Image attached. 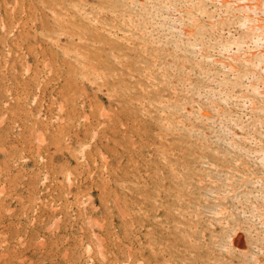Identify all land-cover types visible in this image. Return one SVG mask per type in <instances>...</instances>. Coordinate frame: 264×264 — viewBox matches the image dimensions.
Returning <instances> with one entry per match:
<instances>
[{
    "label": "rangeland",
    "instance_id": "1",
    "mask_svg": "<svg viewBox=\"0 0 264 264\" xmlns=\"http://www.w3.org/2000/svg\"><path fill=\"white\" fill-rule=\"evenodd\" d=\"M176 1L0 0V264H264V115L224 67L243 30L213 0Z\"/></svg>",
    "mask_w": 264,
    "mask_h": 264
},
{
    "label": "bare ground",
    "instance_id": "2",
    "mask_svg": "<svg viewBox=\"0 0 264 264\" xmlns=\"http://www.w3.org/2000/svg\"><path fill=\"white\" fill-rule=\"evenodd\" d=\"M142 1H144V0H141V2ZM168 1V0H167ZM174 1V0H173ZM213 1H215V2H217L219 5H220V7H222L223 9H225L226 11H228V12H230L231 13V15L234 17V18H236V19H238V21H239V23H238V26H239V24L241 25V28H242V30H243V35L241 36V37H239V39H237L236 41L234 40L233 42H236L237 44L238 43H240L241 45H239V46H242V45H244L245 43H247L246 44V47L245 48H242V47H239L238 48V51L236 50V52H234V54L231 56V57H229V58H227V60L225 61V65L226 66H224V67H227L228 68V70L229 71H232L231 73L233 74V77H234V79H238V77L237 76H240L241 78H246L247 80L249 79V83H248V85L246 86V89L248 90V89H250V91H251V94L252 95H250V99L252 98L253 99V104H251V113L253 114V117H255V119H254V121H256L258 124L260 123V122H258V120L257 119H259V117L257 116V114L259 115V114H262V115H264V0H213ZM150 2H151V0H150ZM154 2V1H153ZM175 2H177L176 0H175ZM193 2V1H192ZM194 2H196V1H194ZM200 2H202V0L200 1ZM200 2H199V4H200ZM208 2V1H207ZM145 5H146V2H143ZM143 3L141 4L140 3V5H142L143 6ZM198 3V2H197ZM211 3H213L212 1H211ZM151 4V3H150ZM156 4V3H155ZM154 4V5H155ZM159 4H160V2H159ZM159 4H158V7H159ZM202 4H204V3H202ZM153 5V4H152ZM153 5V6H154ZM191 5V4H190ZM197 5V4H196ZM207 5V4H206ZM188 6V5H187ZM145 7V6H144ZM155 7V6H154ZM157 7V6H156ZM163 7V6H162ZM171 7V6H170ZM181 7V6H180ZM197 7H199V6H197ZM208 7V6H207ZM207 7H205L204 9H206ZM211 7V6H210ZM148 8V6L146 7V10H148L147 9ZM178 8V7H177ZM191 8V7H190ZM214 9H215V7H213ZM143 9H145V8H143ZM155 9V8H154ZM193 9V8H192ZM217 9V8H216ZM139 10V9H138ZM170 10V9H169ZM175 10V9H174ZM210 10V9H209ZM213 10V9H212ZM190 11V10H189ZM203 11V10H202ZM223 11V10H222ZM186 12V11H185ZM200 12V11H199ZM220 12V11H219ZM154 13H155V11H154ZM169 13V12H168ZM196 13V12H195ZM201 13V12H200ZM159 14H161V12L159 13ZM187 14V13H186ZM191 14V13H190ZM228 14V13H227ZM188 16H190L189 14L187 15V17ZM193 16V15H192ZM200 16V15H199ZM205 16H206V12H205ZM194 17H196L197 18V16H196V14L194 15ZM194 17H193V19H194ZM207 17V16H206ZM215 17V16H214ZM232 17V18H233ZM165 18V17H164ZM233 18V19H234ZM220 19H223V18H220ZM205 20V19H204ZM219 20V19H218ZM235 20V19H234ZM233 20V22H235ZM189 21V20H188ZM191 21V20H190ZM206 21V20H205ZM174 22V21H173ZM207 22V21H206ZM214 22V21H213ZM221 22V21H220ZM159 23V22H158ZM197 23H198V21H197ZM196 23V24H197ZM179 24V23H178ZM188 24V23H187ZM194 24H195V22H194ZM221 24V23H220ZM163 25V24H162ZM198 25V24H197ZM224 25V24H223ZM233 25V24H232ZM236 25V24H235ZM199 26V25H198ZM198 26H197V28H198ZM201 26V25H200ZM199 26V27H200ZM202 27V26H201ZM200 27V28H201ZM205 27V26H204ZM207 27V26H206ZM226 27V26H225ZM229 27H230V29H231V26L229 25ZM234 27V26H233ZM182 28V27H181ZM190 28H192V27H190ZM197 28H196V31H197ZM215 28H216V26H215ZM227 28V27H226ZM202 29V28H201ZM204 29V28H203ZM202 29V30H203ZM229 29V30H230ZM238 29V28H237ZM147 30V29H146ZM186 30V29H185ZM184 30V33L182 34V37H184V39H190V37L193 35V33L189 30V29H187L186 31ZM201 30V31H202ZM234 30H235V28H234ZM238 30H240V29H238ZM199 31V30H198ZM222 31V30H221ZM143 32V31H142ZM142 32H140V33H142ZM145 32V31H144ZM203 32V31H202ZM225 32V31H224ZM224 32H223V34H224ZM239 32V31H238ZM213 33V32H212ZM232 34V33H231ZM241 34V33H240ZM181 35V34H180ZM197 35V34H196ZM203 35V34H202ZM228 35V34H227ZM238 35V34H237ZM219 36V35H218ZM221 36V38H222V35H220ZM234 36H235V34H234ZM207 37V36H206ZM214 37V36H213ZM201 38V37H200ZM220 38V39H221ZM235 38V37H234ZM219 39V38H218ZM223 39V38H222ZM231 39V38H230ZM216 40V39H215ZM183 42H184V40H182ZM228 41V40H227ZM232 41V40H231ZM189 42V41H188ZM202 42H204V41H202ZM202 42H201V44H202ZM212 42V41H211ZM221 42V41H220ZM165 43V42H164ZM199 43V42H198ZM174 44V43H173ZM184 44V43H183ZM224 44V43H223ZM181 45V44H180ZM179 45V46H180ZM199 45V44H198ZM203 45V44H202ZM205 45V44H204ZM175 46H177V44L175 45ZM187 46V45H186ZM178 47V46H177ZM179 48V47H178ZM235 48V47H234ZM225 49H226V47H225ZM225 49H224V51H225ZM198 50V49H197ZM215 50V49H214ZM226 50H228V49H226ZM229 50H231V49H229ZM205 51V50H204ZM235 51V50H234ZM182 52V51H181ZM187 52V51H186ZM195 52V51H194ZM221 52H222V50H221ZM153 53H155V52H153ZM185 53V52H184ZM176 54V53H175ZM183 54V53H182ZM204 54H205V52H204ZM206 55V54H205ZM204 58V56L201 58V59H203ZM156 59V58H155ZM178 59V58H177ZM206 59V58H205ZM186 61H187V59H185ZM217 60V59H216ZM207 61H210V60H207ZM195 62V61H194ZM190 63V62H189ZM214 63V62H213ZM214 64H216V63H214ZM217 64H221V65H223L224 63L221 61H218L217 62ZM176 65V64H175ZM163 66V65H162ZM183 66V65H182ZM201 67H203V66H201ZM215 68H217V67H215ZM154 69V68H153ZM187 69H189V67H187ZM210 69V68H209ZM185 70V69H184ZM183 70V71H184ZM227 70V69H226ZM216 71V70H215ZM214 71V72H215ZM146 72V71H145ZM181 72H182V70H181ZM180 72V73H181ZM188 72V71H187ZM183 73V72H182ZM185 73V72H184ZM183 73V74H184ZM189 73H190V71H189ZM187 74V73H186ZM199 74V73H198ZM211 74H212V71H211ZM225 74V73H224ZM184 76V75H183ZM189 76V75H188ZM203 76V75H202ZM207 76V75H206ZM225 76V75H224ZM163 77V76H162ZM227 77H228V74H227ZM232 77V78H233ZM180 78H182L181 77V75H180ZM201 78V77H200ZM167 79V78H166ZM202 79V78H201ZM200 79V80H201ZM220 79H222V78H220ZM228 79V78H227ZM182 80V79H181ZM181 80H179V81H181ZM223 80V79H222ZM230 80V79H229ZM224 82H225V79L223 80ZM222 81V82H223ZM227 81V80H226ZM233 81V80H232ZM236 82L238 81V80H235ZM167 82V81H166ZM182 82H184V81H182ZM231 84H233L231 81H229ZM203 83V82H202ZM212 83V82H211ZM227 83V82H226ZM238 83H242V81L240 82H238ZM221 84V83H220ZM224 84V83H223ZM230 84V85H231ZM218 85V84H217ZM222 85V84H221ZM220 85V86H221ZM226 85H228V84H226ZM191 86V85H190ZM244 86V85H243ZM262 86V87H261ZM213 87V86H212ZM216 87V86H215ZM229 87H231V86H229ZM141 88V87H140ZM225 88H228V87H225ZM237 88H239V86L237 87ZM212 89V88H211ZM218 89H220V88H218ZM230 89V88H229ZM231 90H233V89H231ZM237 90V89H236ZM210 91V90H209ZM215 90H213V92H214ZM225 91V90H224ZM243 91V90H242ZM185 92V91H184ZM211 92V91H210ZM230 92H232V91H230ZM212 93V92H211ZM233 93V92H232ZM236 93V92H235ZM180 94V93H179ZM206 94V93H205ZM230 94V93H229ZM248 94V93H247ZM225 95V94H224ZM235 95V94H234ZM233 94H232V96H234ZM239 95V94H238ZM223 95H221V97H222ZM236 96H237V93H236ZM211 97V96H210ZM213 97V96H212ZM225 97V96H224ZM231 97V96H230ZM239 97V96H238ZM237 97V98H238ZM242 97H243V95H242ZM248 97V96H247ZM202 98V97H201ZM200 98V99H201ZM216 98V97H215ZM218 98V97H217ZM227 98V97H226ZM229 98V97H228ZM227 98V99H228ZM234 98V97H233ZM246 98V97H245ZM248 98V99H249ZM222 99V98H221ZM220 99V100H221ZM235 99H236V97L234 98V100H233V102H232V106H231V108H230V105L228 106L230 109H229V111L228 110H226L225 111V115L224 116H227V115H229V117L227 118V120H230L231 118H232V116H233V107L235 108V107H237L236 105H238L239 104V102H236V104H235ZM169 100V99H168ZM223 100V99H222ZM229 100V99H228ZM236 100H238V99H236ZM200 101V100H199ZM209 101V100H208ZM231 101V100H230ZM250 100H248V102H249ZM222 102H224V101H222ZM221 102V103H222ZM244 102H246V101H244ZM205 103V102H204ZM204 103H203V105H204ZM208 103V102H207ZM211 103V102H210ZM250 103H252V101L250 102ZM249 103V104H250ZM188 104H191V103H188ZM209 104V103H208ZM228 103H227V101H226V105H227ZM231 104V103H230ZM245 104V103H244ZM248 104V103H247ZM186 105V104H185ZM207 105V104H206ZM205 105V106H206ZM246 105V104H245ZM182 107H183V104L181 105ZM187 106V105H186ZM204 106V107H205ZM247 106V105H246ZM202 107V106H201ZM204 107H203V109H204ZM171 108V107H170ZM185 108V107H184ZM191 108V107H190ZM206 108H207V106H206ZM250 108V107H249ZM173 109V108H172ZM195 109V108H194ZM200 109V108H199ZM203 109H201L202 110V112H203ZM219 109V108H218ZM237 109V108H236ZM245 109V108H244ZM189 109H187L186 111H188ZM192 110V109H191ZM191 110L189 111V113H188V115L190 114V112H191ZM205 110V109H204ZM212 110V109H211ZM196 111H198L197 113H196V116H194L193 114L195 113H191L193 116H194V120L192 119V122L194 121H196L195 122V124L196 123H199V122H203V121H208V119H205V118H209L206 114H204V113H202V112H200V110H196ZM216 111V110H215ZM234 111H235V109H234ZM246 111V110H245ZM250 111V110H249ZM179 112H182L181 110L179 111ZM222 113V112H221ZM183 114V113H182ZM191 114H190V116H191ZM250 114V113H249ZM249 114L247 115L248 117H249ZM186 115V114H185ZM211 115V114H210ZM234 115H236V113L234 114ZM213 116V115H212ZM252 116V115H251ZM250 116V117H251ZM217 117H219V115L217 116ZM249 117V118H250ZM187 118V117H186ZM189 118V117H188ZM187 118V119H188ZM235 119H237V118H235ZM247 119V118H246ZM245 119V120H246ZM263 119V118H262ZM189 120V119H188ZM215 120V119H214ZM261 120V119H260ZM175 121V120H174ZM248 121V120H247ZM250 121H252V120H250ZM213 122V121H212ZM233 122V121H232ZM245 122V121H244ZM256 122H252L250 125H249V128L251 127V129H252V131H254L255 130V128H257L256 127V125H255V123ZM264 122V121H263ZM189 123H191L190 121H189ZM223 123V122H222ZM229 123V122H228ZM231 123V122H230ZM250 123V122H249ZM178 124V123H177ZM232 124V123H231ZM230 124V125H231ZM181 125H183V124H181ZM218 125V124H217ZM230 125H229V127H230ZM234 125V126H233ZM232 126L233 127H236L237 129H239L241 132L244 130V124H243V122H241L240 120L238 121H234V124H233ZM187 126V125H186ZM186 126H185V128H186ZM192 126V125H191ZM196 126V125H195ZM248 126V125H247ZM188 127H189V125H188ZM223 127H225V126H223ZM260 127V126H259ZM261 127H264V125H263V123H262V125H261ZM260 127V128H261ZM183 129V128H182ZM192 129H195V127H194V124H193V127L191 128V130ZM197 129H199V128H197ZM210 129V128H209ZM225 129V128H224ZM227 129V128H226ZM228 129H230V128H228ZM233 129V128H232ZM263 129V128H262ZM185 130V129H184ZM190 130V131H191ZM182 131V130H181ZM194 131V130H193ZM196 131V130H195ZM200 131H202L201 129H200ZM200 131H198L199 133H200ZM224 131V130H223ZM235 131V130H234ZM264 131V130H263ZM189 132V131H188ZM197 132V131H196ZM244 132V131H243ZM247 132H250V129H249V131H247ZM254 132H256V131H254ZM259 132V131H258ZM257 132V133H258ZM179 133V132H178ZM183 133V132H182ZM198 133V134H199ZM204 133V132H203ZM260 133V132H259ZM258 133V134H259ZM186 134V133H185ZM201 135H202V133H200ZM223 134V133H222ZM232 134V133H231ZM236 134V133H235ZM262 134V133H261ZM260 134V135H261ZM212 135V134H211ZM230 135V134H229ZM229 135H227V137L229 136ZM234 135V134H233ZM248 135H250V134H247V136ZM253 135H256V134H253ZM259 135V136H260ZM218 136V135H217ZM222 136H224V135H222ZM245 136H246V134H245ZM261 136H263V135H261ZM199 137V136H198ZM231 138L233 137V136H230ZM236 137H238V136H235V138ZM218 138V137H217ZM216 138V139H217ZM226 138V137H225ZM246 137H244V139H245ZM237 139V138H236ZM242 139H243V137H242ZM254 139V138H253ZM196 141H197V139H195ZM224 140V139H223ZM234 140V139H233ZM187 141H189V140H187ZM187 141L185 142V141H183V142H185V144H187ZM236 141V140H235ZM243 141V140H242ZM245 141V140H244ZM246 141H249L248 139H246ZM192 142V141H191ZM195 142V141H194ZM233 142V141H232ZM231 142V143H232ZM259 142V141H258ZM181 143H182V141H181ZM190 143V142H189ZM236 143V142H235ZM183 144V143H182ZM208 144V143H207ZM236 144H238V143H236ZM258 144V143H257ZM260 144H261V142H260ZM188 145H190V144H188ZM188 145H186V146H188ZM193 145V144H192ZM196 145V144H195ZM239 145V144H238ZM197 146V145H196ZM210 146V145H209ZM214 146H215V143H214ZM217 146V145H216ZM233 148H235V150H236V145H234L233 143H232V145H231ZM262 146V145H261ZM261 146H259V148L261 147ZM191 147V146H190ZM184 148V147H183ZM187 148H189V147H187ZM192 148V147H191ZM194 148V147H193ZM202 148V147H201ZM206 148V147H205ZM237 148H238V146H237ZM264 148V147H263ZM198 149V148H197ZM210 149V148H209ZM241 149V148H240ZM249 149V148H248ZM183 150V149H182ZM186 150H188V149H186ZM189 150H190V148H189ZM193 150H195V148L193 149ZM208 150V149H207ZM206 150V151H207ZM211 150V149H210ZM217 151H218V149H216ZM256 150V149H255ZM264 150V149H263ZM185 151V150H184ZM213 151V150H212ZM212 151H209V152H212ZM237 151H238V149H237ZM245 151V150H244ZM250 151V150H249ZM248 151V152H249ZM190 152H192V151H190ZM199 152H200V150H199ZM203 151L201 150V153H202ZM208 152V151H207ZM232 152V151H231ZM240 152V151H239ZM247 152V151H246ZM245 152V153H246ZM258 153L259 152H261V154L263 155V153L264 152H262L261 151V149L259 150V151H257ZM196 153H197V150H196ZM230 153V152H229ZM228 153V154H229ZM182 154H183V152H182ZM187 154H190V153H188L187 152ZM219 154V153H218ZM217 154V155H218ZM238 154V153H237ZM253 154H255V153H253ZM260 154V153H259ZM258 154V155H259ZM184 155H186V154H183V156ZM192 155V154H191ZM197 156H198V154H196ZM206 155V154H205ZM210 155V154H209ZM208 155V156H209ZM226 155V154H225ZM236 155V154H235ZM258 155H256L257 156V158H255L257 161H258V164H259V166L262 168V169H264V159H263V157L262 158H259L258 157ZM182 156V155H181ZM200 156H202V155H200ZM204 156V155H203ZM207 156V155H206ZM255 156V155H254ZM259 156H261V155H259ZM264 156V155H263ZM187 157V156H186ZM228 157V156H227ZM234 157V156H233ZM187 158H189V155H188V157ZM202 158V157H201ZM200 158V159H201ZM222 158H224V157H222ZM232 157H230V159H231ZM196 159V158H195ZM205 159H206V157H205ZM207 159H209L210 160V158H208L207 157ZM224 159H226V158H224ZM228 159V158H227ZM251 159V158H250ZM185 161H181L182 163L184 162V163H186V159H184ZM188 160V159H187ZM192 160H194V159H192ZM203 160V159H202ZM217 160V159H216ZM215 160V161H216ZM219 160V159H218ZM232 160V159H231ZM233 160H235V159H233ZM237 160V159H236ZM240 160V159H239ZM206 161H208V160H206ZM215 161H213V162H215ZM220 161V160H219ZM254 161V160H253ZM191 163H192V161H190ZM190 162L188 163L189 165H190ZM199 162H200V160H199ZM210 162V161H209ZM221 162H222V160H221ZM230 162V161H229ZM228 162V163H229ZM238 162V161H237ZM240 162H241V160H240ZM255 162V161H254ZM201 163H202V161H201ZM204 163H206V162H204ZM203 163V164H204ZM239 163V162H238ZM237 163V164H238ZM193 164V163H192ZM196 164V163H195ZM216 163H214L213 165L211 164L210 166H214ZM224 164H225V162H224ZM185 165V164H184ZM194 165V164H193ZM198 165V164H197ZM200 165V164H199ZM217 165V164H216ZM223 165V164H222ZM231 165V164H230ZM242 165V164H241ZM186 166V165H185ZM221 166V165H220ZM224 166H227V164L226 165H224ZM245 166V165H244ZM256 166H258V165H256ZM194 167H196V165L194 166ZM229 167V166H228ZM241 167V166H240ZM250 167V166H249ZM188 168L190 169V167L188 166ZM221 168H223V167H221ZM232 168V167H231ZM230 168V169H231ZM239 168V167H238ZM242 168V167H241ZM182 169V168H181ZM192 169V168H191ZM198 169V168H197ZM200 169V168H199ZM225 169V168H224ZM227 169H229V168H227ZM226 169V170H227ZM233 169H235V168H233ZM245 169V168H244ZM248 171H249V169L248 168H246ZM239 170H240V168H239ZM175 171V170H174ZM188 171V170H187ZM200 171V170H199ZM202 171V170H201ZM231 171H233L232 169H231ZM243 171V170H242ZM245 171V170H244ZM183 172V171H182ZM191 172V171H190ZM213 171L211 170V173H212ZM235 172V171H234ZM233 172V173H234ZM238 172V171H237ZM253 172V171H252ZM187 173V172H186ZM192 173H194L193 171H192ZM192 173H190V174H192ZM202 173V172H201ZM204 173V172H203ZM239 173V172H238ZM250 173V172H249ZM264 172H262V174H263ZM189 174V175H190ZM217 174V173H216ZM221 174V173H220ZM226 174H228V173H226ZM246 174V173H245ZM194 175V174H193ZM196 175V174H195ZM210 175V174H209ZM184 176V175H183ZM203 176V175H202ZM202 176H201V178H202ZM247 176H249V179L251 178V176L254 178V176H255V173H251V174H248ZM260 176V175H259ZM196 177H197V175H196ZM204 177H206V178H208L207 176H204ZM213 177V176H212ZM183 178V177H182ZM186 178H188V177H186ZM198 178V177H197ZM234 178H236V176L234 177ZM243 179H245V175L243 174V177H242ZM194 179V178H193ZM204 180H205V178H203ZM238 179V178H237ZM236 179V180H237ZM257 180L259 179V177H257L256 178ZM188 180V179H187ZM186 180V181H187ZM195 180V182H196V179H194ZM198 180V179H197ZM210 180V179H209ZM220 180V179H219ZM235 180V181H236ZM263 180H264V178H263ZM263 180H261L260 181V183H259V185H261L260 187H259V193H261L262 195H264V181ZM182 181H184L183 179H182ZM208 181V180H207ZM229 181V180H228ZM243 181V180H242ZM248 181V180H247ZM250 181H251V179H250ZM255 181V180H254ZM198 182V181H197ZM222 182H223V180H222ZM232 182V181H231ZM193 183V182H192ZM230 183V182H229ZM236 183V182H235ZM241 183V182H240ZM195 184V183H194ZM194 184H192V185H194ZM198 184V183H197ZM199 184H200V182H199ZM199 184H198V187L200 188L201 186H199ZM203 184H205L204 182H203ZM232 184V183H231ZM243 184H244V182H243ZM251 184V183H250ZM184 185H185V181H184ZM190 185H191V183H190ZM233 185V184H232ZM236 185V184H235ZM241 185H242V183H241ZM240 185V186H241ZM239 186V187H240ZM185 187V186H184ZM186 187H188V186H186ZM191 187V186H190ZM194 187V186H193ZM192 187V188H193ZM196 187V186H195ZM205 187V186H204ZM236 187V186H235ZM245 187V186H244ZM198 188V189H199ZM206 188V187H205ZM209 188H211V187H209ZM220 188V187H219ZM233 188V187H232ZM186 189V188H185ZM197 189V188H196ZM201 189V188H200ZM229 189H231V188H229ZM246 189V188H245ZM248 189V188H247ZM246 189V190H247ZM252 189V188H251ZM234 190V189H233ZM240 190V189H239ZM238 190V191H239ZM243 190V189H242ZM241 190V191H242ZM188 191H190V190H188ZM195 191V190H194ZM197 191V190H196ZM203 191V190H202ZM237 190L235 191V192H238ZM241 191H240V193H241ZM248 191H249V189H248ZM257 191V190H256ZM186 192V191H185ZM192 192V191H191ZM205 193H207L208 191H204ZM203 192V193H204ZM210 192V191H209ZM230 192V191H229ZM252 192V191H251ZM193 193V192H192ZM253 193V192H252ZM257 193V192H256ZM255 193V194H256ZM200 194V193H199ZM207 194H209V193H207ZM218 195H219V193H217ZM230 194V193H229ZM261 194H259V195H261ZM191 195V194H190ZM203 195V194H202ZM228 195V194H227ZM231 195V194H230ZM232 195H234V194H232ZM235 195H237V194H235ZM243 195V193H241L240 194V196H242ZM247 195V194H246ZM249 195V194H248ZM250 195H252V194H250ZM194 196V195H193ZM199 196V195H198ZM201 196V195H200ZM217 195H215V197H216ZM189 197V195L187 196V200L189 199L188 198ZM195 197V196H194ZM196 197H197V195H196ZM195 197V198H196ZM207 197V196H206ZM219 197V196H218ZM238 197H239V195H238ZM247 197V196H246ZM191 198V197H190ZM198 198V197H197ZM224 198H226V197H224ZM229 198V197H228ZM230 198H232L231 196H230ZM240 198V197H239ZM258 198V197H257ZM199 199H200V197H199ZM243 199V198H242ZM248 199V198H247ZM192 200V199H191ZM198 200V199H197ZM204 200V199H203ZM184 201V200H183ZM196 201V200H195ZM200 201V200H199ZM231 201V200H230ZM241 201V200H240ZM239 201V202H240ZM258 201V200H257ZM205 203H206V201H204ZM259 202H260V199H259ZM193 204H194V202H192ZM203 203V202H202ZM249 203V202H248ZM253 203V202H252ZM263 203H264V201H263ZM199 204V203H198ZM201 204V203H200ZM209 204V203H208ZM207 204V205H208ZM251 204V203H250ZM257 204H258V202H257ZM201 206V205H200ZM252 206V205H251ZM202 207H203V205H202ZM205 207H209V206H205ZM234 207H236L235 206V204H234ZM241 207V206H240ZM189 208V207H188ZM200 208V207H199ZM198 208V209H199ZM236 208H238V207H236ZM201 209V208H200ZM203 209V208H202ZM243 209V208H242ZM248 209V208H247ZM180 210V209H179ZM232 210V209H231ZM238 210V209H237ZM218 211H220V210H218ZM249 211V210H248ZM247 211V212H248ZM257 211H258V209H257ZM235 211H233V213H234ZM260 212V211H259ZM229 214H231L232 215V212L231 213H229ZM221 215V214H220ZM230 215V216H231ZM240 215V214H239ZM246 215V214H245ZM258 215V214H257ZM227 216V215H226ZM234 216H235V214H234ZM237 216V215H236ZM236 216H235V219H236ZM239 217V216H238ZM261 218H262V216H260ZM224 218H226V217H224ZM260 219V218H259ZM198 220V219H197ZM199 220H202V217H201V219L199 218ZM228 220V219H227ZM229 220H230V218H229ZM251 220V219H250ZM236 221V220H235ZM254 221V220H253ZM259 221V220H258ZM202 222H204V221H202ZM222 222H224V221H222ZM260 222V221H259ZM198 223H200V221H198ZM205 223V222H204ZM203 223V224H204ZM227 223V222H226ZM229 223V222H228ZM246 223V222H245ZM206 224V223H205ZM223 224V223H222ZM230 224V223H229ZM236 224H237V222H236ZM257 224V223H256ZM199 225H201V224H199ZM228 225V224H227ZM234 225V224H233ZM249 225V224H248ZM250 225H253V224H250ZM230 226V225H229ZM232 226V225H231ZM238 226H239V224H238ZM257 226V225H256ZM192 227V226H191ZM247 227V226H246ZM253 227V226H252ZM238 228V227H237ZM245 228V227H244ZM249 228V227H248ZM228 229H229V227H228ZM231 229H232V227H231ZM233 229H235V228H233ZM239 229V228H238ZM246 229V228H245ZM264 229V228H263ZM194 230V229H193ZM205 230V229H204ZM226 230V229H225ZM247 230V229H246ZM251 230V229H250ZM250 230L248 229V231H249V234L251 233L250 232ZM255 230H256V227H255ZM262 230V229H261ZM261 230H259V232L261 231ZM211 231V230H210ZM264 231V230H263ZM262 231V232H263ZM242 232V234H243V231H241ZM240 232V233H241ZM211 233H212V231H211ZM220 233V232H219ZM224 233V232H223ZM227 233H228V231H227ZM218 233L216 232V234L215 235H217ZM263 234V233H262ZM211 235H213V233L211 234ZM229 235V234H228ZM243 235H245V234H243ZM241 236V235H237V237H234V241H233V246L235 247V251L236 252H238L239 251V253L240 252H244L245 251V248L247 247V246H249V245H247L246 247H245V243H244V237L245 236ZM251 235V234H250ZM218 236V235H217ZM219 236H220V234H219ZM255 236H258L257 234L255 235ZM225 237H227L226 235H225V233H224V238ZM231 237V236H230ZM233 237H231L232 239H233ZM204 238V237H203ZM211 238V240L212 239H214V238H212V237H210ZM256 238V237H255ZM258 238V237H257ZM263 238V237H262ZM232 239H230V240H232ZM252 239H250V241H251ZM257 240H259V238L257 239ZM262 240V239H261ZM205 241H206V239H205ZM213 241V240H212ZM215 241H216V238H215ZM218 241V240H217ZM220 242V241H219ZM230 242H232V241H230ZM217 245V244H216ZM225 245V244H224ZM232 245V244H231ZM206 246H208V245H206ZM215 246V245H214ZM206 248V247H205ZM231 248V247H230ZM230 248H228L229 249V251H230ZM256 248V247H255ZM232 249V252H233V247L231 248ZM249 249H251V247L249 248ZM228 251V250H227ZM226 251V252H227ZM234 251V252H235ZM248 251H250V250H248ZM248 251H246V252H248ZM231 252V251H230ZM231 252V254H233ZM245 252V253H246ZM261 252V251H260ZM227 254V253H226ZM250 254V253H249ZM221 255V254H220ZM235 255H236V253H235ZM236 256H238V255H236ZM235 256V257H236ZM247 256V255H246ZM248 256H250V255H248ZM225 257V256H224ZM227 257V256H226ZM228 257H230V253H229V255H228ZM228 257H227V260L226 261H228L229 259H228ZM244 257V256H243ZM221 258V257H220ZM223 258V257H222ZM238 258V257H237ZM215 259H219V257H217V258H215ZM231 259V258H230ZM232 259H234V258H232ZM243 259V258H242ZM249 258H247V260H248ZM254 259V258H253ZM245 260H246V257H245ZM259 260V259H258ZM261 260V259H260ZM233 261V260H232ZM240 261V260H239ZM238 261V262H239ZM242 261V260H241ZM214 261H211V264L213 263ZM222 262H223V259H222ZM222 262H220V263H222ZM229 262H231L230 260H229ZM253 262V261H252ZM254 262H255V260H254ZM227 263V262H226ZM235 263V262H234ZM243 263H244V261H243ZM242 263V264H243ZM214 264V263H213ZM223 264H225V262H223ZM227 264H230V263H227ZM237 264V263H236ZM239 264V263H238ZM257 264V263H256Z\"/></svg>",
    "mask_w": 264,
    "mask_h": 264
}]
</instances>
